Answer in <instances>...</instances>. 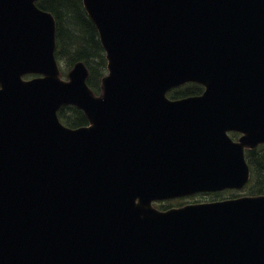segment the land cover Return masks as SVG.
I'll return each instance as SVG.
<instances>
[{"label": "water", "instance_id": "95a60500", "mask_svg": "<svg viewBox=\"0 0 264 264\" xmlns=\"http://www.w3.org/2000/svg\"><path fill=\"white\" fill-rule=\"evenodd\" d=\"M34 1L0 0V264H264V195L166 212L142 202L246 182L244 146L264 142V0H84L108 59L99 97L82 62L60 79L54 20ZM187 81L203 95L167 98ZM68 103L91 125H62ZM144 109L173 114L157 117L173 129L188 121L169 131L193 151L166 157L191 152L184 162L138 173ZM227 129L243 132L238 143ZM170 133L152 143L180 146ZM89 243L125 251L74 263Z\"/></svg>", "mask_w": 264, "mask_h": 264}, {"label": "trees", "instance_id": "16d2710c", "mask_svg": "<svg viewBox=\"0 0 264 264\" xmlns=\"http://www.w3.org/2000/svg\"><path fill=\"white\" fill-rule=\"evenodd\" d=\"M41 6L53 13L58 22V40L63 47L57 53L58 58L65 59L67 65L83 60L88 66L90 75L88 84L97 92L100 79L105 69L103 49L97 38V33L92 22L87 18L80 0H49ZM61 23V26H60ZM191 89H176L174 98L185 96ZM61 119L70 126L85 123L83 113L76 107H63L60 109ZM247 162L256 177L255 193L264 192V145L248 151Z\"/></svg>", "mask_w": 264, "mask_h": 264}, {"label": "flooded vegetation", "instance_id": "af4514ba", "mask_svg": "<svg viewBox=\"0 0 264 264\" xmlns=\"http://www.w3.org/2000/svg\"><path fill=\"white\" fill-rule=\"evenodd\" d=\"M237 193L232 194V196L236 195ZM209 198L206 195H202L201 197L195 198V200L197 199H207ZM182 201H189L188 199H183ZM181 200H160V201H156L154 202V205L159 208V209H167L169 207H173V206H179L181 205Z\"/></svg>", "mask_w": 264, "mask_h": 264}]
</instances>
